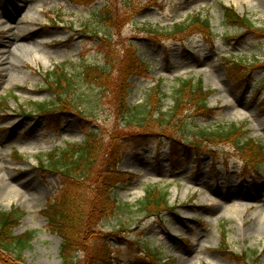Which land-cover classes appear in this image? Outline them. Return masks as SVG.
Wrapping results in <instances>:
<instances>
[{
    "label": "rangeland",
    "instance_id": "rangeland-1",
    "mask_svg": "<svg viewBox=\"0 0 264 264\" xmlns=\"http://www.w3.org/2000/svg\"><path fill=\"white\" fill-rule=\"evenodd\" d=\"M135 1H138V6L130 17L122 0H95L89 5L80 6L69 0H0V18L8 20L6 16L14 15L18 9L20 13L16 20L8 23L12 28L7 32L0 26V42L8 34H21L17 35L20 38H17L16 43L29 44L31 40L33 45L29 46V50L37 51L30 52L28 56L23 54V59L15 58L16 63L11 61L13 51L4 56L3 62L0 59V91L3 92L0 97L3 104L0 106L5 109V112L0 113V210L17 209L19 214L22 212L14 228L15 234L33 232L28 246L15 258L12 254L0 251V264H61V239L47 228L43 211L48 196L53 195L59 183L53 175L42 178L36 165L39 163L38 156L51 146L60 147L67 140L82 141L84 127L76 117L67 116L58 130L45 128L43 121L32 118L33 113L32 116H22L20 112H31V102L55 99L42 78L45 71L55 64L66 59L74 62L80 58L103 64L104 54L99 49L96 31H99L97 37L104 39L103 50L115 57L124 55L134 38L144 47L139 54L147 58L150 68L147 77H150V81L143 78L131 81L135 88L125 99L129 106L136 108L140 105L148 97V88L159 78L161 89L167 96L164 108H168L172 104L171 93L177 83L174 77L182 73L183 79L199 81L209 91L207 107L215 109L212 113L197 117L196 127L244 124L246 135L264 144V111L261 114L257 108L264 90L254 94L255 84L264 78V63L261 65L264 61L262 39L249 35L239 41L227 40L239 33L240 29L226 24L223 17V7L232 5L254 24V28H264V0H164L163 6L142 12L140 8L146 0ZM105 3L109 7L116 6L115 13L124 16L114 27L107 23L104 25L94 10ZM119 9L124 12H119ZM44 12H49L50 19L55 17L65 27H53ZM194 14L209 20V31L214 37L212 45L209 36L205 38L203 35L191 37L184 46L175 45L176 41H166L170 53V60L167 61L163 46H152L144 37L145 28L170 29L172 24L186 22ZM130 19L132 21L127 23ZM72 34L74 36L69 39ZM180 46L183 50L179 49ZM231 60L241 67L257 66L252 70L251 81L244 88L237 86L236 80L229 74ZM78 91L85 96L89 94L81 82ZM189 119L190 116L185 118L187 123ZM123 123L122 118L104 104L97 108L96 115L89 116L87 125L90 129L101 130V144L106 150L112 144L114 131L117 133L119 130L122 134L135 130L134 127L123 126ZM178 125L179 129L175 127L172 130L176 129L175 133L187 139L197 131L193 125L188 130L184 125ZM163 144L159 149V157H156L158 143L153 138L130 145L123 153L124 158L115 167V170L120 171L118 178L121 182L111 191V201L134 202L143 196L146 189L156 187L167 190L168 202L177 207L176 213H164L162 223L154 216L142 220L141 216H137L140 221L125 227L128 240L120 245L109 235L117 230L113 219L103 218L98 209L92 210L96 227L94 232H101L102 238L90 235V239L86 240L85 246L89 247L86 251L92 250L89 253L91 260L86 264H100V259L105 261V247L106 252L112 251L115 264H154L155 258L141 251L148 243L150 248L157 249V264L166 261L167 257V264H231L230 257L244 250L251 252L248 254L252 255L254 262L264 264V227L259 223L261 216H264V165L260 173L251 170L245 179H241V162L231 158L225 166L222 156L214 163L215 173L211 179L209 173L212 166L209 164L207 148L198 156L194 154L189 158L182 151L181 156L185 157L184 161L181 160L183 167L176 171L165 165L168 142L164 141ZM261 147L257 148L264 153V147ZM136 169L141 171L140 175H137ZM93 181L91 179L88 183L91 185ZM84 184L82 188L76 187L80 191L76 198L86 195L92 199L94 189ZM222 190L225 192L220 195ZM213 197L218 202L213 201ZM234 206H237L238 211H243V222H237L226 213L227 209ZM199 220L206 225L202 226ZM251 226L257 232L248 231ZM104 233L109 234L104 236ZM185 237H191L189 243L181 241ZM77 256L83 259L87 254L80 250Z\"/></svg>",
    "mask_w": 264,
    "mask_h": 264
},
{
    "label": "trees",
    "instance_id": "trees-1",
    "mask_svg": "<svg viewBox=\"0 0 264 264\" xmlns=\"http://www.w3.org/2000/svg\"><path fill=\"white\" fill-rule=\"evenodd\" d=\"M122 2L131 17L136 11L138 1L122 0ZM115 9L116 6H107L99 11V19L104 25L107 23L114 27L118 20L124 18L122 14H116ZM224 10V20L228 24L250 30L256 29L264 33V28H254V24L232 6L225 7ZM118 11L124 12L122 9ZM197 29L206 34L210 29L208 19L200 18L199 14L192 16L186 22L173 24L170 29H166V27L147 28L146 31L164 37H178L186 36ZM104 59L103 65L82 64L75 68L74 73H70L65 64L55 66L45 72L44 79L49 89L54 92L55 101L33 104V108L39 113L55 106L60 109H74L85 122L88 120V116L96 115L97 108L107 104L108 109L113 110L117 116L122 118L123 126L135 129L122 134L119 130L117 133L114 131L111 146L109 145V148L104 150L101 144V130L87 128L84 130L85 135L82 142H67L61 149L53 150L43 157H39L40 169L56 174L63 185L60 199L47 205L45 209L49 230L61 239L59 246L61 264L90 262L89 253L92 250L86 251L89 247L85 246V242L90 239V235L101 237V232H94L96 227L95 220L92 219V210L98 209L103 218L113 219L117 232L138 221L137 216L159 214L164 209L171 207L168 203V192L156 187L146 189L144 195L134 202L111 201V191L118 182L114 168L121 157L122 144L120 140L152 132H166L177 126L178 123L181 124L183 118L179 115L183 111L189 110L192 106L206 108L208 93L203 90L199 81L194 82L191 79L177 80L176 87L171 93L172 104L168 108H164V100L167 96L161 89L160 83L151 90L144 105L133 108L127 104L125 99L131 89L129 79L138 75V48L131 41L124 55L118 58L106 52ZM80 82L86 93L89 92L87 96L78 91ZM196 133L194 137L203 141L216 143L234 140L233 142L237 145L241 144L240 148H244V151L252 158L256 159L262 155L253 141L242 140L243 135L238 139L233 138L238 133H242L234 125L215 128L201 127L197 129ZM91 179L94 181L90 185L88 181ZM85 182L86 184H84ZM83 184L94 189L92 199L86 195L80 199L76 198L80 192L77 190L82 188ZM77 186L79 188H76ZM21 213L19 214L18 210L13 209L0 210V251L14 255V258L23 252L33 238L32 231L21 234L14 232ZM106 249L105 247L104 254H107ZM80 250L87 254L83 259H79L77 256V252ZM233 258L236 259L234 263L237 264H257L252 260V255L245 252L239 255L234 254ZM109 260L106 263L103 260L99 261L102 264H109Z\"/></svg>",
    "mask_w": 264,
    "mask_h": 264
},
{
    "label": "bare ground",
    "instance_id": "bare-ground-1",
    "mask_svg": "<svg viewBox=\"0 0 264 264\" xmlns=\"http://www.w3.org/2000/svg\"><path fill=\"white\" fill-rule=\"evenodd\" d=\"M235 1L237 2V0H235ZM27 38H29V37H26V39ZM15 43H16L15 38L13 36H8L7 39L1 44L3 46L0 47V49L1 48L4 49V52H11V51L14 52V55L12 56L11 61L15 62V60H14L15 58L23 59V56H24L23 54H26L28 56L30 54V52H32V53L37 52L35 50H29V46L33 45V42L31 40L28 41L29 44L16 43L17 47H15ZM33 62H35V61L33 60ZM7 67H8V65H7ZM12 74H13V72L11 74H9V76H11ZM3 183H4V185L6 184L5 182H3ZM12 190H14V188ZM14 191H16V189ZM226 213L229 214L230 217L236 219L237 222L238 221L243 222L245 220L243 217V211L242 210L238 211L237 206H234V207L227 209ZM259 223L261 224L262 227H264V216H261ZM260 224H257V225H260ZM255 225L256 224L254 222L253 226H255ZM253 226H251L247 230L255 233L256 230H255V227H253ZM240 233L243 235V231L240 230ZM241 237L243 238V236H241Z\"/></svg>",
    "mask_w": 264,
    "mask_h": 264
}]
</instances>
